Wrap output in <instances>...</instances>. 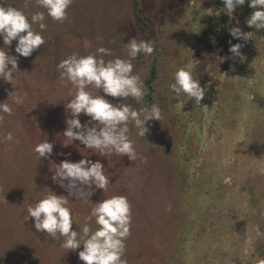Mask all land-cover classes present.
Listing matches in <instances>:
<instances>
[{"label":"rangeland","instance_id":"374dc122","mask_svg":"<svg viewBox=\"0 0 264 264\" xmlns=\"http://www.w3.org/2000/svg\"><path fill=\"white\" fill-rule=\"evenodd\" d=\"M191 5L186 0H138L142 19L138 25L134 22L130 0H74L68 9L69 18L63 23L53 21L45 12L46 18L43 22L46 29L41 34L46 42L50 40L53 43L52 52L50 49L49 51L58 54L60 61L74 52L81 56L94 53L100 46L109 48L114 53V56L104 57L105 60L117 56L128 59L126 43L133 37L151 41L154 45L151 55L140 54L132 61L133 73L138 74L141 80L147 76L151 65L156 64L155 96L167 97L164 111V107L158 104L163 119L148 121L146 127L150 132L144 138L136 134L137 129L133 124L129 125L130 138L134 141L138 156L146 157L147 163H142L140 159L131 161L127 156L120 157L115 154L101 156L97 153L95 157V161L100 160L101 163L102 160L108 164L113 160L117 163L116 171L109 167L105 169L109 179L114 181L109 184L107 192L100 190L96 196L103 200L113 195H124L130 201L132 210H135L132 216H136L132 219L131 225L134 226L131 227V234L135 233L137 237L128 239V245H133L130 246L132 251L138 247L141 231L153 233L161 219L164 221L162 228L168 229L166 217L173 210L177 196L174 186V177L178 173L175 162L193 154L196 143L207 141L210 145V152L201 154L202 160L211 166V170L206 169L203 172L207 177L223 174L222 169L229 167V161L238 157L237 150L250 162L252 172L244 173L238 168L235 176L232 175L236 179L224 191L227 193L224 197L232 203L241 201L242 187L248 190L245 193L264 188V175L260 174V170L264 169V55L252 63L237 65L229 52L230 44L214 46L210 38L204 40L195 30L197 24H207L208 17L212 16V11L209 15L207 10L212 8L203 1ZM24 11L30 18L31 14L45 10L35 2H30ZM98 37H102V40H98ZM43 46L39 60L43 68L41 79L54 78L52 82L55 83L53 87L56 92L51 102L58 114V102L62 95L70 100L71 86L60 82L52 61L48 65V72L46 71L45 63L52 55L44 51ZM220 58H223L222 62ZM181 67L191 68L201 87H205L206 93L201 104L196 105L193 100L184 98L187 101L185 106L190 103L192 110L201 108L200 124L185 118L188 110L178 109L174 103H170L173 97L167 96L173 92L169 84L174 81V74ZM90 90L95 92L94 89ZM99 94L103 95V92ZM105 98L112 103H124L122 98ZM65 125V120L58 124L61 129ZM239 160L240 158L236 162ZM194 170L197 172V168ZM208 170L214 171L213 177ZM118 171L122 174L121 180ZM142 180L144 187L140 186ZM246 180L249 183H245ZM135 190L139 195L136 198L130 197L129 193H134ZM256 198V202L264 206V196ZM140 199L143 202L137 204ZM213 201L223 205L220 198ZM138 225L142 230L136 233L135 228ZM233 226L236 230L237 225ZM244 229L246 234L242 236L243 227L238 234L236 231L234 235L226 238L218 234L219 238L213 241L208 257L211 264H255L257 257H264V248H261L264 243H259L252 227L246 225ZM237 242L241 243L238 245ZM57 249L56 246L54 251ZM237 249L239 253H236ZM138 253L137 257L143 255L142 251ZM135 259L134 256V264H140ZM203 264H209L207 259Z\"/></svg>","mask_w":264,"mask_h":264},{"label":"trees","instance_id":"16d2710c","mask_svg":"<svg viewBox=\"0 0 264 264\" xmlns=\"http://www.w3.org/2000/svg\"><path fill=\"white\" fill-rule=\"evenodd\" d=\"M198 1H203L212 8V16L208 17L207 24L195 26V30L201 34L204 40L210 38L214 46L229 45V41L232 44L241 43L243 45L241 52L245 59L241 61L239 57H234L239 66L247 62L252 63L256 58L264 55L261 54L264 53V30L258 31L246 24V19L254 11L248 6L250 0H246L242 6H238L231 18L229 17L231 14L224 8L222 0H186L189 6ZM31 2H35V0H31ZM23 5L24 0H0V6H12L24 11ZM130 7L135 24H140L142 19L138 0H130ZM237 26L243 32L251 33L249 40L236 39L229 34V29ZM34 27L39 31L37 26ZM16 43L13 41L8 49L9 55L18 56L14 50ZM44 46V51L46 50L48 54L52 55L45 63L48 72V65L51 61L54 65L53 69H56L60 58H58V54L51 53L53 43L50 40ZM2 47H4L3 38L0 37V48ZM41 52L42 47L33 52L30 57L18 56L19 71L14 73L13 85L0 80V102L6 101L8 93L15 91V89L19 93H27L23 104L17 105L11 98L7 100V103L13 108V114L11 116L6 115L3 125H0V264H84L78 257V252L83 250V245L77 250L68 251L61 247L62 238L53 240L44 233L36 232L34 221L25 220L28 205L42 199L50 189L58 195L67 197L69 201L67 206L74 216L73 230L80 232L82 236L81 229L86 223L85 217L89 215L92 204L83 203L81 200L69 196L65 189L52 181L51 176L52 172H55L56 164L64 159L78 162L85 158L95 162V157L99 154L95 149L85 148L79 141H73L72 144L64 146L68 143L62 135L66 125L61 129L58 124L61 120L66 119L67 113L63 101L65 99L66 102L68 101L66 97L61 96V100L58 102L60 112L56 114L51 102L52 96L56 92L53 87L55 83L52 82L54 78L41 79L43 70L42 65L39 64ZM156 74V64H152L147 76L142 79L146 90L143 100L137 102L129 97L124 100V103L130 104L137 110L145 106L150 107L155 103L164 107V111L167 106V97L160 95L157 98L155 96L154 80ZM255 82L257 83L258 79ZM169 95L173 97L170 99V103H174L177 107L179 98L174 92L168 94V98ZM65 101L64 103H66ZM191 107L190 103L184 106L185 111L188 110L185 118H188L190 122L200 124L201 108L198 107L196 110L193 108L192 110ZM33 117L36 119L33 120ZM88 119L84 115L80 116L82 124ZM7 132H12L18 143L2 142L3 136ZM47 139L54 143L53 153L51 157L39 160L33 149L36 144ZM200 144L196 143L193 154L182 159V161L175 162L178 172L174 177L177 196L173 210L166 217L168 229L162 228L164 221L161 219L160 225L156 224L153 233L141 231L137 241L138 247L134 251L130 248V246L133 247L132 243L128 245V239L136 237L135 233H132L125 241L124 258L127 259L128 264H134V256L136 262H140V264H203V261L206 263V259L211 264L208 257L213 241L219 236L226 238L228 235H234L236 231L238 234L239 229L242 230L243 227L242 236L246 234L244 229L246 225L252 227V232L254 231L255 234L257 225L264 232V206L256 202V197L264 196V188H257L255 192L251 190V192L245 193L247 189L242 187V199L237 204L224 197L227 194L225 192L228 186L233 183V179H236L232 175L235 176V171L238 168H241L244 173L252 172L250 162L243 157L242 152L237 150L238 157L229 161L231 162L229 167L222 169L223 174L216 175L214 171H209L211 166L201 157V154L210 152L209 143L201 141ZM239 158L237 163L236 160ZM102 164L105 169L107 167L110 170L116 171L117 169L115 160L110 161L109 164L102 160ZM196 168L197 172H194ZM206 169H209L211 177L215 174L213 178L203 174ZM118 173L121 180L122 174L119 171ZM110 181L112 183L114 180ZM247 181L245 183H249ZM140 182V186L144 187V181ZM98 193L100 190L94 191L92 199H90L92 203L102 201L97 198ZM137 195L139 193L136 190L134 193H129V196L133 198H136ZM219 198L223 205H219L215 201L212 202V200L218 201ZM5 199L7 203H5ZM137 202V204H141L143 199ZM134 211L132 210V212ZM133 218L136 216H132ZM169 223L170 225H168ZM234 224L237 225L236 230ZM89 226L93 231L97 227L94 220ZM138 230H142L139 225L135 228L136 233ZM218 234L220 235L218 236ZM255 237L259 243L261 241L264 243V236H257L256 234ZM240 243L237 242L238 245ZM56 246L58 249L54 251ZM261 248H264V244ZM140 251L143 252V255L137 257L136 253L139 254ZM237 252L239 253L238 249Z\"/></svg>","mask_w":264,"mask_h":264},{"label":"clouds","instance_id":"9594fccd","mask_svg":"<svg viewBox=\"0 0 264 264\" xmlns=\"http://www.w3.org/2000/svg\"><path fill=\"white\" fill-rule=\"evenodd\" d=\"M30 2L31 0H24L23 8L26 9ZM73 2L74 0H35V4L45 11L35 12L30 18L22 9L0 6V37L3 38L4 44V47L0 48V80L13 85L14 73L19 71L18 56L30 57L46 43L41 34L46 29L43 22L46 18L45 12L53 21L63 23L69 18L68 9ZM222 2L231 18L235 9L244 5L246 0ZM248 6L254 11L246 19L247 26L258 31L264 30V0H250ZM211 11L212 9L207 10L209 15ZM36 25L39 31L34 27ZM229 34L244 41L249 40L251 35L250 32H243L238 26L230 28ZM97 39L102 40V37ZM13 41L17 42L14 50L18 56L8 54ZM229 44L232 56L243 61V45L232 44L231 41ZM126 49L128 59L117 56L105 60L104 57L114 56V53L111 49L100 46L94 53L84 56L74 52L57 64L60 82L71 86L70 100L65 103L66 129L62 135L68 143L64 146L79 141L85 148L95 149L101 156L115 154L120 157L127 156L131 161L140 159L142 163H147L146 157L138 156L134 141L130 138L129 125L133 124L137 129L136 134L144 138L150 132L146 127L147 122L163 119L159 105L154 103L150 107L145 106L137 110L130 104L112 103L105 98H122L124 101L131 97L141 102L146 95L141 77L133 73L132 61L140 54L151 55L154 45L151 41L133 37L126 43ZM222 60L223 58H220L221 62ZM174 81L169 88L180 98L177 100L178 109L184 108L187 102L185 97L187 100H193L196 105L201 104L206 93L205 87H201L191 68H179L174 74ZM101 91L103 95L99 94ZM26 96L27 93H19L16 89L8 93V99L11 98L17 105L23 104ZM7 100L0 102V125H3L6 115L13 114V108ZM81 115L89 118L83 124ZM35 119L33 117V120ZM2 142L18 143L12 132H7ZM53 148L54 143L47 139L36 144L33 151L37 159L41 160L51 157ZM260 174L264 175V169L260 170ZM51 179L65 189L69 196L92 204L89 215L85 217L86 223L81 229L83 235L73 230L74 216L67 206V197L50 189L42 199L28 205L25 220L34 221L36 232L44 233L53 240L62 238L61 247L68 251L77 250L83 245L78 257L84 264H128L124 256L125 241L131 235L130 201L124 195H113L96 203L90 201L95 190L107 192L111 183L101 161L93 162L83 158L78 162H71L64 159L56 164ZM93 220L97 226L94 231L89 226ZM255 230L257 236H264L259 225ZM255 264H264V257H257Z\"/></svg>","mask_w":264,"mask_h":264}]
</instances>
